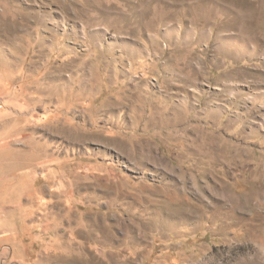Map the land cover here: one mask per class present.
<instances>
[{"label": "rangeland", "instance_id": "obj_1", "mask_svg": "<svg viewBox=\"0 0 264 264\" xmlns=\"http://www.w3.org/2000/svg\"><path fill=\"white\" fill-rule=\"evenodd\" d=\"M0 264H264V0H0Z\"/></svg>", "mask_w": 264, "mask_h": 264}]
</instances>
